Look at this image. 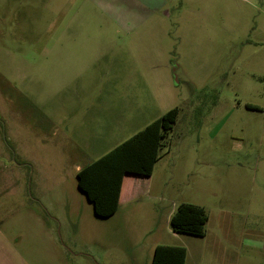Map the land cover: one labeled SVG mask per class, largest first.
Wrapping results in <instances>:
<instances>
[{"label":"rangeland","instance_id":"rangeland-1","mask_svg":"<svg viewBox=\"0 0 264 264\" xmlns=\"http://www.w3.org/2000/svg\"><path fill=\"white\" fill-rule=\"evenodd\" d=\"M78 1L0 0V208L43 218L22 220L17 246L31 264H150L155 245L183 247L185 264H264V0H184L172 50L152 48L141 82L61 84L40 52L65 14L97 12ZM76 93L91 100L60 99ZM173 108L151 175H126L116 213L95 216L77 167ZM109 112L127 118L124 131L111 132ZM181 203L205 210L204 236L171 230Z\"/></svg>","mask_w":264,"mask_h":264},{"label":"crops","instance_id":"crops-1","mask_svg":"<svg viewBox=\"0 0 264 264\" xmlns=\"http://www.w3.org/2000/svg\"><path fill=\"white\" fill-rule=\"evenodd\" d=\"M78 3L79 1L76 0V4ZM80 4L89 6V10L96 9L97 12L65 14L52 31L53 45L45 46L40 52L44 59H47L51 52L53 53L52 67L57 78L61 79V84L82 82V84L112 85L141 82L143 79L139 71L141 66L157 63L155 57L149 56V52L153 51L152 48L160 52L162 57L172 50V10L175 4H184V0H81ZM90 20L97 22L94 23L97 26L95 29L84 27V25L88 26ZM73 22L77 23V28L67 27ZM78 22H86V24ZM163 38L167 40H162ZM141 59L144 62H141ZM126 68L132 70L129 77H126ZM90 97L76 93L74 98L71 94L61 96L60 99L67 102L74 99L85 102L91 100ZM136 98L134 97V100ZM84 109L89 110L87 106ZM106 118L111 132H122L128 124L123 113L118 115L109 112ZM150 123H146L145 126ZM0 147V163H2L6 158L1 156L3 154L1 143ZM79 170L80 168L77 167L76 172ZM125 176L118 208L129 195V191H125ZM128 176L133 178L131 175ZM174 210L168 213V221ZM0 214V264H31L29 257L17 246L22 239L18 228L25 224L22 220L31 219L30 217L35 219V226L40 227L39 223H43V218L39 215L38 209L27 204L12 207L10 210L4 206L0 208ZM259 244L264 251V242ZM33 258L39 264L40 257Z\"/></svg>","mask_w":264,"mask_h":264},{"label":"trees","instance_id":"trees-1","mask_svg":"<svg viewBox=\"0 0 264 264\" xmlns=\"http://www.w3.org/2000/svg\"><path fill=\"white\" fill-rule=\"evenodd\" d=\"M248 108H252L246 105ZM178 110L170 109L140 131L80 168L76 186L91 203L95 216L108 218L118 209L125 175L150 176L166 134L176 121ZM208 220L205 210L194 204H179L169 219L173 232L204 236ZM186 250L180 246L157 245L150 264H185Z\"/></svg>","mask_w":264,"mask_h":264}]
</instances>
